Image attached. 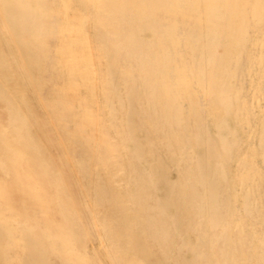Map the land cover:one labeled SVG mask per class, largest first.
I'll return each instance as SVG.
<instances>
[{
  "label": "bare ground",
  "instance_id": "6f19581e",
  "mask_svg": "<svg viewBox=\"0 0 264 264\" xmlns=\"http://www.w3.org/2000/svg\"><path fill=\"white\" fill-rule=\"evenodd\" d=\"M263 21L264 0H0V264H264L263 175L240 173L239 206L228 178L231 158L264 166V113L255 151L227 123L256 130L243 81L264 67L247 46L253 31L264 49ZM93 81L110 133L98 157L56 94L93 103ZM33 98L72 145L78 193ZM217 112L216 143L205 120Z\"/></svg>",
  "mask_w": 264,
  "mask_h": 264
},
{
  "label": "rangeland",
  "instance_id": "374dc122",
  "mask_svg": "<svg viewBox=\"0 0 264 264\" xmlns=\"http://www.w3.org/2000/svg\"><path fill=\"white\" fill-rule=\"evenodd\" d=\"M252 0H250L251 2ZM69 14V12H68ZM258 30L261 32L262 30H264V21L258 25ZM68 30H67V29ZM63 29L64 33H68L73 31L72 25L68 26ZM145 38L148 39L151 36V32L150 31H145L144 33ZM257 37L261 38V34L259 33L258 36H255V33L253 31H251V38L249 40V42L247 43V46L250 48L249 50L251 51V55L253 56H261L263 58L264 61V49H261L259 46V42H257ZM262 53V54H260ZM260 54V55H259ZM243 67L247 66V61L244 59L243 62ZM249 70V74L248 77L245 76L244 77V81H243V87H244V97H245V105H246V109H245V113L249 112L251 113V116L249 118L250 120V126L255 130L254 134L249 133V130L247 127H242L238 121L234 118V117H230L228 118V124L230 126V128H233L236 131V137L240 142V145L242 146V148L246 147L248 150L250 151H255L257 148V142L259 139V128H258V118L260 117L261 114L264 113V67L261 68L260 71H255L253 69H248ZM52 71V70H50ZM54 71L52 72V77L55 76ZM87 77V76H86ZM252 79H254L255 85H254V91H257L256 95H254L250 89L251 86V81ZM56 81V79H55ZM84 81H86L85 79H80L77 82V86L78 88H81L82 84L84 83ZM51 82V81H50ZM52 83H48L46 84V86L43 89V93L41 95V99L44 100V102H46L48 99H50L51 97V85ZM75 85H73L72 87L74 88ZM92 87H94L96 90V96L93 99V103H90L88 100L89 98L86 97H82L77 95L76 90L72 91L69 90V88H64V87H59L56 90V94H65L68 96L69 99V106L71 108L77 109L78 110V126L79 129L82 133H89L92 134L93 140L96 143V153H97V157L99 156V151L104 148L107 144V141L110 138V133L107 131L106 126L103 124V106L101 103V97L99 96L98 92H99V87L101 86L99 83L93 81L91 84ZM71 87V88H72ZM73 92V93H72ZM83 93V90L81 91ZM48 98V99H47ZM46 99V100H45ZM200 105L203 109H205L206 107V102L204 100L203 97L200 96ZM33 103L35 105V111L38 113L40 119H41V123H42V130L43 133L46 136V140L48 142V146H49V151L51 153V156L53 158V160L56 161V163L61 166L63 168V171L65 172L66 176L69 178V182L71 184V188L75 193H78L79 189H78V183H77V178H76V174L74 171V166H73V159H72V155L71 153V146L69 141L67 140V135L65 134V131H63L60 126H58L55 123V119H51L50 116L48 115L47 111L45 110L43 104L41 103V100L37 99V98H33ZM91 112H95L96 117V123H94L95 125L91 126V122H90V118L88 116L89 113ZM221 113H215L214 115H207L206 116V120L205 123L207 125L208 131L210 133V136L212 138L213 141H215L216 143L218 142V133L217 130L215 128V126L213 125V116L214 117H219ZM249 133V134H248ZM61 137V138H60ZM63 142V144H62ZM65 154L69 155V162L67 160H65ZM64 160V161H63ZM234 159L231 158L230 162H229V174H228V178L230 179V183L231 184V189L234 195H236V202H235V206H239L238 204V195L241 192V188L239 186V180L241 177V172H243V175L247 176V180L253 177V174L251 171H253V168L256 166L262 173L263 175V179L262 181H264V166L262 161L260 160L259 156L257 155V157H254L252 160L249 161H245L244 165L246 166L245 169L249 168V172L250 174L248 175V171H245V169L240 170L239 169V165L238 162H234ZM231 164V165H230ZM248 164V165H247ZM168 178L171 181H176L177 178V171L175 169H172L169 173H168ZM234 179V181H233ZM121 184V182H120ZM123 187L124 184L122 182ZM245 188L246 185H244ZM263 201V206H264V198L262 199ZM42 213H40L41 215ZM92 239H93V245L96 247H100L101 245L99 244L98 241V237L95 233V231H92ZM230 249H232V244H230ZM209 250H215L216 247H214L213 245H209V247H207ZM230 255V254H229ZM248 255V256H247ZM243 257H246L248 259V263L251 262L250 258H249V250L247 252H245L243 254Z\"/></svg>",
  "mask_w": 264,
  "mask_h": 264
}]
</instances>
